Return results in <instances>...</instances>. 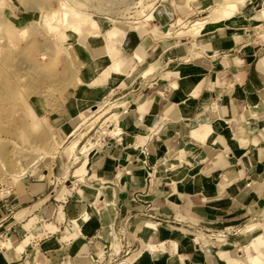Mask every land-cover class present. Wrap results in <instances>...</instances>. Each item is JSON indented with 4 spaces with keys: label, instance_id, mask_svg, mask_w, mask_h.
I'll return each instance as SVG.
<instances>
[{
    "label": "crops",
    "instance_id": "1",
    "mask_svg": "<svg viewBox=\"0 0 264 264\" xmlns=\"http://www.w3.org/2000/svg\"><path fill=\"white\" fill-rule=\"evenodd\" d=\"M195 1L154 5L147 13L152 19L136 22L122 37L127 44L118 45L128 50L130 71L123 66L84 89L82 98L93 103L113 92L114 83L125 92L126 76L134 77L123 94L129 107L112 130L121 132L101 140L72 171L90 183L81 188L84 199L74 191L58 199L67 190L59 179L70 172L58 160L54 187L32 171L21 193L0 200V230L22 238L11 241L26 251L24 258L30 253L53 264H99L106 249L115 254L108 239L115 217L112 225L129 236L118 242L120 253L121 245L131 249L116 264H252L253 257L264 264L263 231L249 229L264 216V43L250 40L253 24L263 20L253 17L254 0ZM208 10L201 37L181 35L195 14ZM175 26L181 29L172 35ZM118 52L125 55L120 47ZM88 79L85 84H94ZM70 122L66 116L57 127L65 141L80 125L72 130ZM97 196L115 211L107 206L99 216V210L82 233L74 221ZM19 216L28 218L14 222ZM29 218L40 219V230L22 235ZM192 225L216 242L196 245ZM223 232L229 235L220 246ZM9 257L0 245V264H16Z\"/></svg>",
    "mask_w": 264,
    "mask_h": 264
},
{
    "label": "rangeland",
    "instance_id": "2",
    "mask_svg": "<svg viewBox=\"0 0 264 264\" xmlns=\"http://www.w3.org/2000/svg\"><path fill=\"white\" fill-rule=\"evenodd\" d=\"M65 1L68 3L66 6L62 5ZM174 1L185 3V0ZM254 1L258 3L253 17L257 15L256 19L263 20L260 11L264 9V0ZM159 2L161 0H0V200L9 198L14 192L21 193L23 179L32 171L34 175L41 172L42 178L54 181V187L58 178L56 168L60 169L56 166L58 160L62 163L63 171L70 170L66 172V176L61 175L62 171L59 170L60 176H63L59 181L67 190L58 199L65 201L66 196L73 191L84 199L81 188L88 189L83 186L90 183L84 176L73 177L72 171L76 163L90 158L101 140L109 136L116 137L114 133L118 130H112L115 125L118 128L119 123L116 124L111 116L113 112L129 107V101L123 99V94L131 90L134 77L126 76L125 83L128 86H124L125 92L116 88L114 83L113 92L107 91L93 103H87L82 98L84 89L90 91L112 72L120 73L123 66L127 72L130 71L128 66L132 61H127L128 50L123 46L127 44V38L124 41L122 37L133 30L136 22L147 17L150 10L154 11V5ZM227 7L235 6L222 5L219 9ZM208 15L209 10L200 12L190 21H202ZM104 17L111 20H105ZM194 22L185 24V29L190 28ZM253 27L250 40L264 43V20L255 22ZM147 29L149 32L153 30L152 26ZM180 29L181 26L172 27V35ZM114 33H118L120 37L113 38ZM184 35L190 34H182ZM76 43L79 45L77 48ZM119 44L123 45L118 46ZM97 47L103 53H96ZM118 47L125 55L118 52ZM114 76L118 79L125 78L124 75ZM84 78L93 79L94 84H82L79 80L84 81ZM104 84L109 86V81ZM66 116L71 121L72 130L80 125L78 131L65 141L59 137L57 127ZM74 145H77L76 149ZM82 147L83 154L75 160ZM75 174L81 173L78 171ZM78 179L82 181L76 183ZM104 192L102 190L103 195L106 194ZM105 204L115 211L114 205L112 208L108 201ZM105 204L97 196L89 205L91 208H85L81 214L83 216L75 219V226L83 233L86 227L81 228L79 224L83 223L85 214L95 217L100 210L98 214L101 216L103 211L108 210ZM27 218L19 216L14 222H22ZM114 219L115 217L112 223ZM10 220L11 218L8 219V224ZM63 220L64 215L61 218ZM39 223V218H29L23 224L26 232L23 230L22 235L31 231L39 232ZM112 223L110 229L113 227ZM255 223L249 229H262L264 241V216ZM1 230L0 245L4 249L8 247L3 246V243L22 240L14 234L11 236L9 232L4 235ZM109 234L108 239L114 243L112 248L115 249V254L106 249L105 259L99 264H116L129 257L130 253L127 251L130 252L131 249H125L121 245L120 253L118 244L120 240L129 237L127 232L112 229ZM35 239V235L32 236V240ZM213 241L216 242L213 237L205 240L204 245H212ZM25 253V250L15 247L8 250L9 258L17 261L16 264H41L36 260L53 264L40 254L36 260L30 253L24 258ZM219 255L226 259L224 254ZM57 264L68 263L62 260Z\"/></svg>",
    "mask_w": 264,
    "mask_h": 264
},
{
    "label": "bare ground",
    "instance_id": "3",
    "mask_svg": "<svg viewBox=\"0 0 264 264\" xmlns=\"http://www.w3.org/2000/svg\"><path fill=\"white\" fill-rule=\"evenodd\" d=\"M225 1H229V0H225ZM63 2V1H62ZM62 4V3H61ZM62 5H68V3L65 1ZM261 15H262V19L264 20V9H262L261 11ZM147 19H152V14H149L147 17H146ZM103 19H105V20H111L110 18H108V17H104ZM207 21H197V22H194L193 23V25L187 30V31H185V32H182L181 33V35L182 34H190L191 36H193V37H201L202 36V32L205 30V28H206V26H207ZM123 28V27H122ZM113 38H119L120 37V35L118 34V33H114L113 34V36H112ZM127 38V37H126ZM1 44V43H0ZM7 51V50H6ZM95 52L96 53H98V54H101V53H103V51L100 49V47H97V48H95ZM2 53V52H1ZM140 59V58H139ZM3 60V59H2ZM4 61V60H3ZM107 75V74H106ZM82 84H85V81H83V80H79ZM115 106V105H114ZM113 106V107H114ZM115 107H118V108H121V107H123V105H116ZM106 111V110H105ZM120 113H121V110H119V111H115V112H113L112 113V116H111V118H113V120L115 121V123L116 124H118L119 123V117H120ZM103 114V113H102ZM115 131V130H114ZM121 132V130L120 129H118V132H115L114 133V135L115 136H117L119 133ZM100 144V143H99ZM92 146H93V144H92ZM87 147V146H86ZM77 148V145H74V149H76ZM92 149V147L90 148V149H87L85 152L86 153H88L90 150ZM84 150V147H82L81 148V150L79 151L80 153L79 154H77L76 156H75V160H77L78 158H79V156L80 155H82L83 154V151ZM22 178V177H21ZM82 181V179H78V180H76V183L77 182H81ZM75 183V184H76ZM105 205H107V206H109L108 204H105ZM83 215H81V216H79L80 218L82 217ZM86 216V217H85ZM85 216H84V220H83V223L81 222L80 224H79V226L82 228V226H84V227H86L87 226V224L91 221V220H93V218H94V216L93 215H91V214H85ZM77 222V221H76ZM79 222V221H78ZM195 236H194V240H196V245H200V243H201V241H205V240H208V239H210V238H212V236L210 235V234H207V233H205V232H199V233H195L194 234ZM214 242V241H213ZM222 243H225V244H223V245H226L227 244V242H226V240L224 239V240H222L221 241ZM3 246H5V247H8V250H10V249H12L13 247H14V243L12 242V241H8L6 244L5 243H3ZM17 251V250H16ZM251 263L252 264H261V262H260V260H259V257H253V258H251Z\"/></svg>",
    "mask_w": 264,
    "mask_h": 264
},
{
    "label": "built area",
    "instance_id": "4",
    "mask_svg": "<svg viewBox=\"0 0 264 264\" xmlns=\"http://www.w3.org/2000/svg\"><path fill=\"white\" fill-rule=\"evenodd\" d=\"M193 226V228H195V233H199V232H201L202 230H200L199 228H198V225H192ZM113 229H114V231L116 230V226L115 225H113V227H112ZM202 232H204V231H202ZM205 233H207V234H210L209 232H205ZM227 235H229L228 233H225V232H223L222 234H220V236L222 237V239H226V236ZM129 253V252H128Z\"/></svg>",
    "mask_w": 264,
    "mask_h": 264
}]
</instances>
